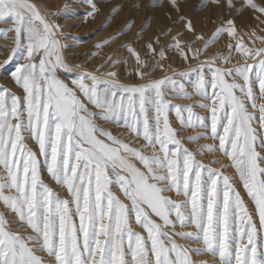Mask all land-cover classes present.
<instances>
[{
    "label": "snow or ice",
    "instance_id": "1",
    "mask_svg": "<svg viewBox=\"0 0 264 264\" xmlns=\"http://www.w3.org/2000/svg\"><path fill=\"white\" fill-rule=\"evenodd\" d=\"M84 2L91 9L87 16L99 11L93 0ZM169 3L179 13L177 0ZM225 3L234 7V0ZM244 6L259 13L257 20L264 16V6L254 0H245ZM8 22L12 26L0 29V38L12 32L14 47L0 69L16 62L10 76L22 93L0 87V203L13 214L6 219L0 213V264H45L38 252L46 254L47 264H193L192 254L203 253L218 257L219 264H264V103L257 106L254 91L258 86L264 98V47L246 46L232 19L221 21L205 39L190 19L178 15L172 27L145 40L143 52L134 46L143 28L132 40L117 44L125 55L113 60V66L131 61L140 81L124 83L115 71L69 64V45L62 43L67 37L32 0H0V23ZM177 24L182 27L173 32ZM130 27L129 22L93 47L109 44ZM246 35L253 43L264 42L255 31ZM221 36L230 41L223 46L228 54L221 51L201 60ZM169 53L194 66L150 78L157 68L167 71L161 61L171 59ZM234 53L242 61L231 63ZM181 81L193 92L185 91ZM168 93L210 101L195 105L210 115H197L193 105L171 104ZM173 109L180 130L203 131L178 138L179 130L169 121ZM98 120L124 127L144 143L130 146ZM201 138L218 143L193 152L182 142ZM27 140L36 143L38 152ZM144 148L152 149L151 155ZM205 152L220 156L207 164L196 159ZM221 158L228 163L221 164ZM228 167L234 176L224 174ZM45 171L67 198L43 181ZM133 217L143 234L132 230ZM177 226L194 231L176 232ZM173 237L202 246L189 249Z\"/></svg>",
    "mask_w": 264,
    "mask_h": 264
},
{
    "label": "rangeland",
    "instance_id": "2",
    "mask_svg": "<svg viewBox=\"0 0 264 264\" xmlns=\"http://www.w3.org/2000/svg\"><path fill=\"white\" fill-rule=\"evenodd\" d=\"M38 8L41 10L42 14L61 28V33L63 37L67 39H62V43L69 45L65 51V56L69 64H80L87 69L94 70L99 68L100 72L115 71L117 77L121 82L124 83H139V78L134 75V65L131 61L127 66L122 64H116L113 66L112 61L117 59V57L124 56V49H117V44L120 42L130 41L133 38V34L143 28V31L139 32V40L135 43V47L144 51L141 45L149 37H155L160 33L161 30L172 27V22L176 20L178 15L184 16L186 19L192 21L197 33L203 35L205 39L215 30V28L221 23V21H227L232 19L234 21L236 31L240 37L243 38V42L248 47L261 48L264 47V42L256 40L254 43L249 38L246 33H251L255 31L256 36L264 37V16L257 20L259 13H256L253 9L244 6L245 0H234V7H228L225 0H221L220 4H213L211 0H177L179 4V13L173 9L169 3V0H93L97 5L99 11L94 13L93 16H87L86 13L90 11V6L84 2V0H32ZM254 2L260 6H264V0H254ZM115 12L113 14V10ZM55 13L56 15H50ZM110 17L105 24V19ZM130 22L131 27L125 30L124 35H117L116 40L111 41L107 45H102L100 48L93 47L96 43L108 38L109 36L117 34L121 29L125 28V25ZM104 27L101 28V25ZM11 22L0 23V29L10 28ZM182 24H177L173 28V32L180 30ZM13 33L8 32L7 38H0V64L11 55V50L14 47L12 40ZM230 41L227 40L226 36H221L217 43L209 46V49L201 60L207 59L209 56L217 53L223 52L227 55V49L223 46ZM199 46V45H197ZM95 53V55H92ZM171 59H166L161 61L167 69L166 72L161 71L159 68L152 73L150 78H161L164 75H171L173 70L187 71L189 67L194 66V62L185 63L174 53H169ZM111 56L112 59H106ZM237 60L242 61V57L239 53L233 54V60L231 63H236ZM23 63V60L19 61ZM253 61H248L252 63ZM15 61L9 65H6L3 69H0V87L8 88L11 93L20 95L22 90L19 89L15 83L12 81L10 72L14 70ZM149 63H151V58L149 57ZM103 65V67H101ZM231 66V64L229 65ZM147 71V69H146ZM100 74V73H97ZM179 80V77H176ZM185 91L192 93V87L185 81ZM256 94V104L257 106L264 103V98H260L258 86L254 87ZM174 93H168L166 99L173 105H193V112L200 116L210 115L205 109L196 107L195 105L200 103H211L210 101L202 100L199 96L192 95L190 99L174 98ZM91 107V106H90ZM250 112L253 111L251 106H248ZM185 118L187 114L184 113ZM256 120L259 119L258 110L255 112ZM169 121L172 127L179 130V137L183 138L186 136H194L197 132L203 131L200 128H184L180 130V124L176 119L175 110L169 112ZM97 123L103 127L105 130L111 131L114 136L129 142L130 146L139 148L144 141L141 139H135L132 134L124 127H117L115 124H109L104 121L98 120ZM253 128L257 132H261L258 123H253ZM184 146L190 151L195 152V150L204 144H217L218 141H213L210 139H198L195 142H188L187 140H182ZM27 146L34 152H38V146L32 140L26 141ZM259 151V149H258ZM143 152L145 155H151L152 149L144 148ZM220 156L219 152L207 153L203 155H197L196 159L201 160L204 163H208L214 158ZM221 164L228 163L226 158H221ZM139 166V165H138ZM213 167L219 168L220 164L212 165ZM225 175L234 176L235 170L231 167L223 169ZM43 181L48 184L49 187L56 192L61 199L67 198V192L62 187L56 185V183L51 180L47 172L42 174ZM233 185L237 191L241 193V196L245 200V204L252 210L253 206L249 202L246 193L240 184L238 179L233 180ZM112 191L120 198L122 201L124 197L122 193L119 192L117 187H113ZM173 199L183 200L184 197H176L174 193H170ZM126 202V201H125ZM0 213L5 215L6 219H11L13 214L0 203ZM258 225V218H255ZM131 228L135 232H141L143 230L139 225L135 223L134 217L131 220ZM14 228H18V225H13ZM22 232H30L27 228H19ZM176 232H188L194 231L193 228L181 229L179 226L175 229ZM177 244L183 245L189 249L199 248L202 245L199 243L191 242L187 239H180L179 237H173ZM45 258V264H47L46 254L43 252H38ZM193 264H201V262H206V264H219L218 257L212 256L209 253H203L201 255L192 254L191 256Z\"/></svg>",
    "mask_w": 264,
    "mask_h": 264
}]
</instances>
